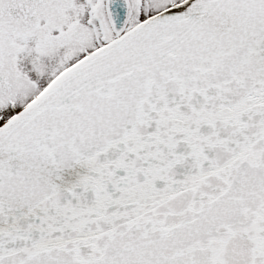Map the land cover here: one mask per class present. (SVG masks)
Returning a JSON list of instances; mask_svg holds the SVG:
<instances>
[{
  "label": "snow or ice",
  "instance_id": "obj_1",
  "mask_svg": "<svg viewBox=\"0 0 264 264\" xmlns=\"http://www.w3.org/2000/svg\"><path fill=\"white\" fill-rule=\"evenodd\" d=\"M0 264H264V0H0Z\"/></svg>",
  "mask_w": 264,
  "mask_h": 264
}]
</instances>
